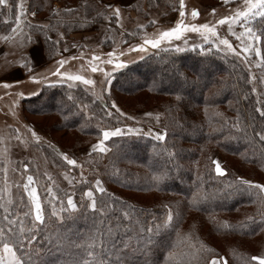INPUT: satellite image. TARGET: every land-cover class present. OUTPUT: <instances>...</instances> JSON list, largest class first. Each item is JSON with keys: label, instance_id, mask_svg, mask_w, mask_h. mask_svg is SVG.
Instances as JSON below:
<instances>
[{"label": "trees", "instance_id": "16d2710c", "mask_svg": "<svg viewBox=\"0 0 264 264\" xmlns=\"http://www.w3.org/2000/svg\"><path fill=\"white\" fill-rule=\"evenodd\" d=\"M113 1L7 0L6 5H0V35L9 39L21 29L25 38L30 35L33 42H41L48 63L66 48L63 41H70V34L95 30L100 47L109 50H103L104 57L111 51H121L122 56L136 50L130 43L154 38L155 28L160 32L176 22L161 24L160 18L179 15L180 3L174 4V0H134L125 9L146 24L135 29L132 40L121 36L115 17L111 22L104 19L109 14L106 4ZM204 1L210 10L218 5V0ZM17 4L22 5L20 25L15 23ZM53 9L59 12L54 14ZM31 13L33 20L28 17ZM90 20L94 22L86 23ZM49 24L53 26L47 33L51 39L45 40L38 26ZM59 33L63 34L60 39ZM119 36L122 45L115 43ZM185 39L184 33L179 40ZM174 40L157 48L147 45V50L137 52L140 58L106 75L100 94L81 84L46 82L37 94L23 95L25 121L44 131L54 146L39 145L34 150L79 179L65 189L53 187V195L43 191L45 182L41 184L40 176L33 174L45 211L44 223L33 224L31 214L24 220V214L30 213L26 192L17 185L12 195L5 194L4 163L0 160V227H6V215L18 217L17 230L23 226L29 238L36 237L23 248L16 245L22 264H92L88 251H94L97 259L113 262L119 256L118 264H168L165 257L169 251L183 254L186 261L189 253H195L191 264H208L213 256L224 257L228 264H258L251 257L264 256V193L243 190L236 180L241 177L264 184V146L253 138V129L264 128V118L255 111L264 105V47L261 60L254 58L258 64L252 69L222 46L194 44L190 38L188 46L179 47L183 51H176V46H168ZM177 94L182 96L179 102ZM113 104L125 115L116 112ZM108 112L113 115L109 117ZM140 112H157L156 122L166 132L164 141L141 133H120L104 141L107 151L82 153L101 140L106 129L136 127ZM234 124L247 131L236 132ZM53 134H58V140ZM62 154L77 164L67 165ZM216 156L226 169L224 176L214 171L211 161ZM32 168L37 169L35 164ZM161 174H166L164 179L155 182L153 177ZM97 180L103 193L95 191ZM89 188L97 202L96 211L87 207L89 201L83 195ZM67 195L73 196L75 211L62 210L67 207ZM113 203L114 207H109ZM165 204L177 216L174 227L154 234V243L147 250H137L135 237L141 226L155 230L165 218ZM121 205L129 211L135 208L131 223L122 218ZM94 241L105 247L95 246ZM124 243L130 247L125 249Z\"/></svg>", "mask_w": 264, "mask_h": 264}, {"label": "rangeland", "instance_id": "374dc122", "mask_svg": "<svg viewBox=\"0 0 264 264\" xmlns=\"http://www.w3.org/2000/svg\"><path fill=\"white\" fill-rule=\"evenodd\" d=\"M133 1L134 0H114L113 2L106 4L111 5L112 8L120 9V24L117 25L116 23V28H118L119 32L121 33V36H125L128 39L133 38V32L135 31V29L143 27L146 24V22L144 20L139 19V17L134 19L133 12L126 11L125 8H127L128 5H130ZM235 1L237 0H231L229 4H225L224 0H218V5L214 8L215 12H213V9L210 10L205 7L207 1L184 0L186 15L183 18H181L180 15L176 17L174 16L175 14H170L164 18H160L158 21L161 24H166L169 22H174L175 20L177 21L179 19H183L184 23L188 24H210L215 27L216 30L221 31L222 35H220L219 31L218 35L216 33L217 36H219L220 38L229 39L232 47L235 48L236 51H240V41H238L236 37L232 35L231 32H229V25L225 27L224 24L220 25L216 23L217 20L223 18L224 16L231 15L236 8L243 7L244 0H239L238 3H235ZM178 2L179 0H174V4H177ZM55 8H57L56 5ZM112 8H107L109 10V13L112 12ZM178 8L180 12V7ZM193 9H196L199 13L198 16H196L195 18L191 16V12ZM33 19L34 17L32 18V20ZM174 25L175 23L172 24L171 27ZM168 28L169 27L165 26L161 28V31L166 30ZM232 28L233 31L237 34L242 31V28L238 23L233 24ZM159 30L160 29L158 28L154 29L156 34L159 32ZM21 32L23 33V36L21 35ZM95 32V30H91L83 34H70V41H63L65 43L67 51L64 50L65 48L61 49L62 53L58 52L59 57L57 54V57H55L54 60L48 63L45 62L44 47L40 41V55L38 57H34L33 59V51L36 45H34L33 41L32 43H30L29 41H25L26 32L22 31L21 29H18L16 32H14L9 39H5L3 36L0 35V41L4 40L2 49L0 51V84H2L3 82H8L12 85L9 89H4L2 86H0V160L4 163L3 184L5 188V194L8 197L12 195V191L17 185H19L26 192L24 184L27 183L26 178L28 175L33 176L34 174L35 176H40L38 181L40 180L41 184L45 182L42 186L43 191L49 192V189H51V192H49V194L53 195V187H60L61 189H65L79 179V176L75 175L74 172H66V169H60L57 166H53V164L49 162L51 164L50 165L48 163V159H46L44 156H41L38 151L34 150V147L39 145H46L50 148H53L54 146L51 144L48 135L44 131L35 128L34 126L30 125L28 122L25 121V114L22 108L21 100L23 95L33 96L37 94L40 91V88L43 83L46 82H66L69 85L75 86L81 84V86L85 90H88L95 94H100L104 86L106 75L119 68H122L116 67V62H123L125 64V62H128L129 60L131 61L133 59L140 58V54H137V52L141 51L139 49H136L135 46L137 44L143 45V40H139L138 42L134 41V43H130V46L136 49L134 50V52H131L129 54H123L121 56V51H111V53H113L112 57H109V55H107V57H104L103 50H106L107 52L109 50L102 49L100 47L101 39L98 38L99 34ZM187 32H189V34H187ZM202 32L204 31H186L184 32L186 34V39L184 41L173 38L176 40L172 41L171 44H168V46H188L190 44V38H192L194 44L202 42V45L209 44L213 46L214 42L218 43L217 41H215V37L211 35H209L208 40L205 41L203 37L208 34L204 32L205 35H202ZM184 33L181 36H183ZM59 34L60 39L62 33ZM190 34H192L193 36H190ZM88 36L93 37L87 38ZM121 36L117 37L115 40V43L117 45H122ZM75 38H79V41H75ZM102 40H105V36L102 38ZM146 46L147 45H144L145 50H147ZM220 46L224 47L223 45ZM94 56L102 57L103 59L99 58L98 60H93ZM238 58L241 61H244L243 55L239 56ZM254 58L258 60V62L261 60L260 58H257L255 50L250 52L248 54V60L244 61L247 65L249 64L252 69L258 64V62ZM109 59L113 60V63H108ZM26 60L30 61L29 67L32 69L31 71H29L28 68L23 66ZM60 60H65L66 63H64L63 65H58L57 62ZM93 64L98 65L99 68L102 69V71L92 72L91 65ZM58 67L61 71L70 74L84 75L86 79H91L94 83L88 85L84 84L81 81H69L66 78L56 76L55 72ZM29 76H35L36 79L30 80ZM145 113H150L151 115H145ZM156 113H137L136 127H128L126 129H122L121 133L131 132L143 134L149 129L152 130L153 135L157 131L163 132V130L158 126L156 122L155 117H158ZM129 129H132L133 131H129ZM136 129H139V131H135ZM33 131L36 133V136L39 137L38 140L32 136ZM53 135L54 138L58 140V134ZM90 152H92L91 146L82 150V153L85 155ZM214 160H218L221 164V159L219 158V156H216ZM25 164L28 165L27 169L24 168ZM32 164H35L37 169H33ZM80 173H82L83 175L86 174L83 169L82 171L80 170ZM32 187L36 188L34 181ZM28 198L31 206L30 197L28 196ZM220 264H224V262L221 263L220 261Z\"/></svg>", "mask_w": 264, "mask_h": 264}, {"label": "snow or ice", "instance_id": "6c2138e0", "mask_svg": "<svg viewBox=\"0 0 264 264\" xmlns=\"http://www.w3.org/2000/svg\"><path fill=\"white\" fill-rule=\"evenodd\" d=\"M231 0H224L225 4H229ZM180 3V12L179 15L181 18H183L186 15L185 12V6H184V0H179ZM7 0H0V5H6ZM22 5L17 4L16 8V25H20L22 23L21 17L22 12L20 11ZM107 8H112L111 5H106ZM59 10L53 9V13L57 14ZM213 12H215V9H213ZM198 11L196 9H193L191 12V16L195 18L198 16ZM98 15H102V13H98ZM115 16L117 25L120 24V17H121V11L119 8H112V12L104 15V19L111 22L112 17ZM258 18V19H257ZM255 20L256 24L252 25L251 21ZM93 20L86 21V23H93ZM228 23L229 25V32L232 33L236 37L238 41H240V51H236L235 48L232 47L230 44L229 39L227 38H220L216 35V29L210 24H188L184 23L183 19H179L175 22V26L170 27L166 30L158 32L154 38H145L143 40V45L137 44L135 46L136 49H139L140 51H144V45H150L152 48H157L162 42L171 41L173 38L179 39L181 35L186 31H192V32H199L203 30L208 35H205L203 38L205 41L208 40L209 35L215 37V41L218 43L213 44L214 47H218L220 45H223L225 48H227L229 51L233 52L234 55L237 57L243 55L244 61L248 60V54L255 50L257 58L261 57V47H264V0H244L243 7L236 8L231 15H226L223 18L216 21L217 24H224ZM26 24L27 21H24ZM152 23H155L153 21ZM238 23L240 27L242 28V31L237 34L233 31L232 25ZM31 27L30 31H31ZM39 30L45 34V40H50L51 38L47 35L49 31L52 30V25L49 24L47 26L40 25L38 26ZM21 35L23 36V33L21 32ZM63 37V34H61V38ZM26 39L29 42H32L33 38L29 35L26 37ZM56 44H59V40L55 42ZM34 45L36 47L33 51V59L34 57H38L40 55V49H39V40L37 39L34 42ZM194 47H199V45H194ZM51 48L49 51L51 52ZM67 51V48L64 49ZM130 51L133 49H129ZM176 51H183V49L177 47L175 49ZM122 54V53H121ZM109 57L113 56V53H108ZM99 57H93V60H98ZM30 61L26 60L23 64L24 67L28 68L29 71L32 69L29 67ZM66 63L65 60H60L57 62L58 65H63ZM108 63H113V60L109 59ZM123 62H116V67H124ZM260 66V65H258ZM91 71H102L101 68H99L98 65H91ZM56 76H59L61 78H66L69 81H81L84 84L91 85L94 82L91 79H86L84 75L79 74H70L64 71H61L58 67L56 72ZM30 80H35V76H29ZM185 81H187V76L184 77ZM4 89H9L12 85L8 82H3L0 84ZM253 92L256 91L255 88L252 89ZM176 100L179 102L182 100V96L177 94ZM113 108H116V105H112ZM257 113H259L261 118H264V105H261L260 107H257L255 109ZM116 112L120 113L121 116L125 115L124 113L120 112L119 108H116ZM107 115L111 117L113 115L112 112H108ZM145 115H151L150 113H145ZM128 119H133V117H127ZM234 128L236 132H246L247 129H241L239 126L234 124ZM122 129L117 127L114 129H106L102 132V139L98 140L97 143L93 144L91 146L92 151L103 153L107 151L106 147L104 146V141L108 140L112 136H117L121 133ZM129 131H133L132 129H129ZM135 131H139V129H136ZM145 136H152L153 139L157 141H164L166 138V132L157 131L154 135L151 129L143 133ZM32 136L35 139H39V137L36 136V133L33 131ZM19 138V137H17ZM253 138H258L259 142L262 146H264V128H261L259 131L253 129ZM172 153H169V156H172ZM63 159L66 161L67 165L69 166H75L77 164V161L74 158H69L66 154H62ZM211 163L215 166L214 171L218 176H224L226 174V169L223 168L218 160H212ZM24 168L27 169L28 165L25 164ZM166 174H161L153 177V180L155 182H159L162 179H164ZM27 183L24 184V188L30 197L31 200V206H30V213L24 214V220H26L31 214L32 216V223L33 224H43L45 220V211L42 207V201L40 197L38 196L37 190L35 187H32L34 178L32 175L27 176ZM236 180L239 182V186L243 190H249V189H256L260 193H264V184H258L254 183L251 180H245L241 177H237ZM101 182L99 180L96 181V187L95 191L103 193L104 189L100 186ZM246 186V187H245ZM231 187V186H230ZM30 189V190H29ZM49 192H51V189H49ZM83 195L88 198L89 203L87 204V207L89 209H92L93 211L98 210L97 209V202L93 195V190L91 188L84 191ZM197 194H194L196 196ZM52 199H55V197H52ZM67 207L66 209H62L64 211L72 210L75 211L77 208V204L74 203L73 196L67 195ZM261 200L264 201V196H261ZM2 206V205H0ZM109 207H114L113 205H109ZM163 207L167 210L165 213V218L156 225L155 230L151 227H144L141 226L139 230V234L135 237L136 239V248L137 250H147V246L152 245L154 243L153 235L158 234L162 229H169L174 227V222L177 219L176 214L174 213L172 207L168 204L163 205ZM121 208H124V211L122 213V218L124 220H127L129 223L132 222L133 213H135V208L132 207L131 211H129L127 208L124 207V205H121ZM99 211L103 212V208L99 209ZM53 215H55V211L53 212ZM155 218V217H154ZM18 217H12L10 215H6L4 217V221L6 222V227H0V264H22L21 260L16 256L15 247L16 245H19L20 248H23L25 244H31L36 237L33 235L29 238L30 233H25L23 226L20 227L19 230H17L16 222ZM119 219V218H118ZM251 220L252 217H249ZM24 220H21V225L24 224ZM262 222H264V217H262ZM139 223V221H137ZM127 227V225H125ZM111 233V229L109 231V234ZM95 245V241L93 242ZM101 248H104L105 246L103 244L101 245H95ZM130 247L129 243H124V248L127 249ZM175 247V245H173ZM119 252V249L116 250ZM210 251V250H209ZM103 252L101 253V256H103ZM88 257L92 258V264H118L119 262V256H117L116 262H113L111 260H106L103 258L97 259V254L94 251H88L87 252ZM189 260H185L183 254H179L173 251H169L168 255L165 257V260L168 262V264H191V258L195 257V253H189ZM252 261H257L258 264H264V256H252ZM220 261H224V264H228V262L225 260L224 257L217 258L216 256H213L211 261L208 262V264H220ZM84 264H90L89 261H84Z\"/></svg>", "mask_w": 264, "mask_h": 264}, {"label": "crops", "instance_id": "0c3cea01", "mask_svg": "<svg viewBox=\"0 0 264 264\" xmlns=\"http://www.w3.org/2000/svg\"><path fill=\"white\" fill-rule=\"evenodd\" d=\"M29 19L31 20L33 17H34V14L33 13H31V14H29ZM3 43H4V40H1L0 41V51H1V49H2V45H3Z\"/></svg>", "mask_w": 264, "mask_h": 264}]
</instances>
